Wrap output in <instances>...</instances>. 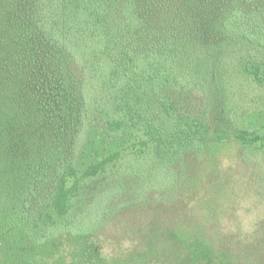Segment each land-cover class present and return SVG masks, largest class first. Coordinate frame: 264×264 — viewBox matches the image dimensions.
<instances>
[{
  "label": "trees",
  "instance_id": "16d2710c",
  "mask_svg": "<svg viewBox=\"0 0 264 264\" xmlns=\"http://www.w3.org/2000/svg\"><path fill=\"white\" fill-rule=\"evenodd\" d=\"M245 83L264 0H0V264H264Z\"/></svg>",
  "mask_w": 264,
  "mask_h": 264
},
{
  "label": "rangeland",
  "instance_id": "374dc122",
  "mask_svg": "<svg viewBox=\"0 0 264 264\" xmlns=\"http://www.w3.org/2000/svg\"><path fill=\"white\" fill-rule=\"evenodd\" d=\"M238 101L241 104L239 117L237 118L240 126L251 130L264 131V87L257 88L245 83ZM89 134L90 132L87 137L90 140L95 138L96 143L92 141L88 144L83 157L84 162L89 161V155L95 154L96 150H99L100 153L104 148L102 139L97 136L95 131H92L91 137ZM260 167V172L264 171V163L260 162ZM261 198L263 197L259 192L258 194L245 193L240 196L237 211L242 222L247 226H250L255 218L264 217V200Z\"/></svg>",
  "mask_w": 264,
  "mask_h": 264
}]
</instances>
